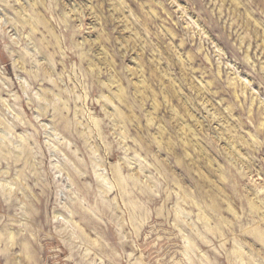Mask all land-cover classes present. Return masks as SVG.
Wrapping results in <instances>:
<instances>
[{"label":"rangeland","instance_id":"374dc122","mask_svg":"<svg viewBox=\"0 0 264 264\" xmlns=\"http://www.w3.org/2000/svg\"><path fill=\"white\" fill-rule=\"evenodd\" d=\"M0 264H264V0H0Z\"/></svg>","mask_w":264,"mask_h":264}]
</instances>
